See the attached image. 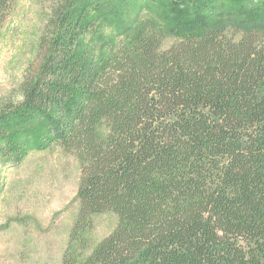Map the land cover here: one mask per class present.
I'll list each match as a JSON object with an SVG mask.
<instances>
[{
  "label": "trees",
  "instance_id": "16d2710c",
  "mask_svg": "<svg viewBox=\"0 0 264 264\" xmlns=\"http://www.w3.org/2000/svg\"><path fill=\"white\" fill-rule=\"evenodd\" d=\"M100 1L53 5L23 100L0 111V158L77 155L76 228L118 214L64 264H264V0H167L166 30Z\"/></svg>",
  "mask_w": 264,
  "mask_h": 264
},
{
  "label": "rangeland",
  "instance_id": "374dc122",
  "mask_svg": "<svg viewBox=\"0 0 264 264\" xmlns=\"http://www.w3.org/2000/svg\"><path fill=\"white\" fill-rule=\"evenodd\" d=\"M57 1L17 0L0 29V111L22 102L21 84L38 57L40 38ZM131 1L121 5L119 0H101L99 12L117 5L114 10L131 12L129 20L135 18L147 29H167V0ZM230 35L241 37L234 31ZM163 36V49L178 41L169 32ZM80 179L77 155L59 143L0 158V264H64L67 257L81 261L115 229L119 217L110 211L94 214L88 229L76 228Z\"/></svg>",
  "mask_w": 264,
  "mask_h": 264
}]
</instances>
